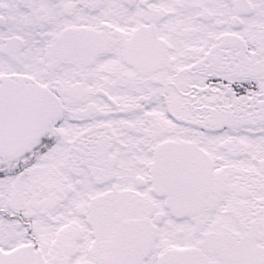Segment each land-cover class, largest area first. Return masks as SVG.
<instances>
[{
	"label": "snow or ice",
	"instance_id": "obj_1",
	"mask_svg": "<svg viewBox=\"0 0 264 264\" xmlns=\"http://www.w3.org/2000/svg\"><path fill=\"white\" fill-rule=\"evenodd\" d=\"M0 264H264V0H0Z\"/></svg>",
	"mask_w": 264,
	"mask_h": 264
}]
</instances>
